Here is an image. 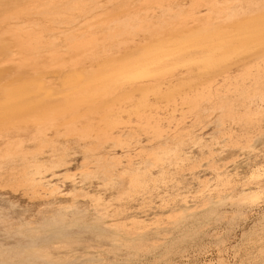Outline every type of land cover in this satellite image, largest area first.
<instances>
[{"label":"rangeland","instance_id":"rangeland-1","mask_svg":"<svg viewBox=\"0 0 264 264\" xmlns=\"http://www.w3.org/2000/svg\"><path fill=\"white\" fill-rule=\"evenodd\" d=\"M253 1L258 4L249 13L252 4L248 6ZM2 2L0 16L5 6L6 10L9 7L14 10L19 1L8 7ZM128 3V7L115 10L117 13L125 10L119 16L101 17L98 27H103V39L98 41L99 48L92 55L79 57L77 65L66 59L64 65L50 64L53 67L47 65L45 70L50 69L41 71L46 86L55 90L53 94L57 92L59 99L64 94L68 96L65 98H76L77 90L72 86L83 82L82 78L90 81L89 94L83 95H90L89 101L76 105L79 109L75 102H70L75 103L72 107L70 103L63 104L66 107L62 108L68 109L57 112V116L55 113L56 121L50 120L53 115L50 112L42 115L41 108L39 113L35 112L40 114L39 118L35 113H31L34 118L30 115L31 109L22 110L28 115L23 117L24 112L12 109L3 93V88L18 80V76L22 79L21 75L0 78V192L1 198L14 199L17 205V209L12 208L17 212L10 208L9 212L3 208V212L13 211L16 215L19 209L22 214L26 210L31 219L28 213L24 215L31 221L36 217L32 227L41 229L39 219L44 215L58 217L57 210L65 205L64 229L79 236L53 238L43 251L55 260L72 264H264V100L250 94L244 99L241 92V87L253 92L260 86L254 83V74L259 70L264 82V55L258 48L245 49L235 38L231 44L235 51L228 63L208 69L206 61L211 63L212 57L217 62L220 53L209 44L184 47L187 43H183L188 35L186 31L198 25H222L236 34L253 17L256 20L264 17V0H130ZM242 3L246 5L244 11H241ZM15 8L17 12L11 16H17L21 10ZM197 11L201 13L195 16L209 17L195 19L193 15ZM223 14H231L229 22ZM9 20L0 25L9 34L15 33L14 25L15 28L27 25L24 19L18 21L19 25L13 17ZM11 25L14 31H10ZM98 27L90 31L100 35ZM161 34L165 36L159 38ZM161 41L167 43L168 54L162 55L161 64L166 67L158 71L159 77L139 82L130 79L123 67L139 62L149 46ZM180 43L184 48L179 47ZM67 47L65 43L61 50L51 54L68 52ZM8 51L11 52L2 50L0 59L8 57ZM154 57L158 58L159 54ZM153 64L151 68L160 66L157 62ZM249 66L252 75L246 74ZM107 68H111L110 72ZM183 77L191 81L180 84ZM202 81L206 83L203 91ZM205 85L210 86L211 95ZM167 87L173 88V97L165 95ZM200 90L203 96L196 107L184 102L185 97ZM144 98L151 105L141 103ZM68 99H62L61 106ZM258 105L262 106V113L249 115ZM74 107L77 112L73 111ZM240 112H247L245 119H239ZM107 114L118 119L113 128L108 126ZM155 123L163 133L157 132ZM44 126L46 130L40 129ZM117 139L125 144H118ZM168 146L174 149L164 155V160L155 161L156 155L151 151ZM23 153L30 158L33 154L39 156L42 163L31 168L37 174L30 177L41 180L44 188H54L55 195L34 197L30 185L20 181L25 171ZM51 160L56 161L53 167L47 166ZM108 163L113 164L112 169ZM129 163L148 168L154 180L145 188L134 190L128 176L122 173ZM102 219L104 233L78 231ZM40 231L39 237L52 233ZM10 248L11 245H0V252L6 254ZM16 251L34 250H13L4 259L16 257Z\"/></svg>","mask_w":264,"mask_h":264},{"label":"bare ground","instance_id":"bare-ground-1","mask_svg":"<svg viewBox=\"0 0 264 264\" xmlns=\"http://www.w3.org/2000/svg\"><path fill=\"white\" fill-rule=\"evenodd\" d=\"M2 1L3 2L5 1L4 4ZM13 1L17 2V0H0V12H1V9H3V8H1L2 7L1 2H2L3 6L6 3L7 7H8V4H10V3L14 4ZM18 1H19L18 5H20V7L18 8L17 3L15 5V7H17L18 9L21 8V10L18 11V13L16 14L17 16H15V15L11 16L12 13L15 12L14 10L16 9L13 5L12 6L14 7V10H12L13 8H11V7L7 8V10H6V6L4 8V11L2 10L3 11L2 16L3 17L5 16L4 18L6 19V21H4V18L2 16H0V18H1L0 25L2 24V22H7L9 19H11V17L14 18L15 22H17L16 25L18 24V21L22 20V19H24L26 21V22L24 21L25 25L26 24L29 25V27L27 25L24 27V24L20 23V24H23V25H21V26H23L22 28L19 24L18 25L20 27L16 26L17 28H15V25H14L15 31L12 28V25H11L12 29L7 26L9 29H11L10 31L15 32V33L10 32V34L8 32L9 30L7 31V29H4L2 27L0 28V29H4L0 32V48H1V51L4 49H6V51H7V49L11 50V52L8 51V53H9L8 57H5V59H0V65H1L0 66V78H2V80H3V78L4 79L8 78L9 76H12L13 74L21 75V78H22V79H19L20 77L18 76L19 81L15 80L10 85L6 83L7 85L5 86V88H3L4 97H6V99L10 100L9 102L11 103L10 106L12 107V109L21 110L20 112H22V110H27V112L34 110V112H32V111L30 112V115H32L33 118L36 117L38 115L36 113H39L40 111H43L42 115H44V112L45 113L50 112L51 115L53 114L52 117L50 115V117H51L50 120H52L54 118L53 120L56 121L57 120L56 116L58 115V113H61V110L63 111L64 109H66V110L68 109V107L62 108V107H66V106H63V104L65 105V104L70 103V102H72V103L75 102V103H77V104L74 103L75 107H76V105L78 107L79 103L89 101L88 99L90 98V95L89 96L85 95L86 98L83 95L89 94V84H90L89 82L90 81L88 82L86 80L87 82H85V80H83L84 78H82L83 82H79L80 84H78V85H73L72 87L77 90V95H76V93H74L76 95V98H75V96L72 95L73 93H71V92H69V93H70V95H72L74 97V99L73 98H71V99L65 98L68 96H67V94L66 95L64 94V97L62 99L63 100L68 99L69 102L64 101V102H62V106H61V100L62 99H59L56 97L57 92L55 93L56 95L53 94V92H55V90H50L51 88L49 89L46 86V84H47V83H45L46 80L44 81V79H43L44 77L41 75V74H44L43 72H41L42 69L44 68L43 70H45V67L47 65L51 66L52 64H56V63L60 64V65L61 64L64 65L67 62L68 63L72 62L73 65H77L79 57L84 56L86 54L92 55L95 52V50L99 48L98 47L99 46L98 43L100 42L99 40L103 39V27H102V29L100 27H98L99 24L101 25V23L99 21L103 20V18L101 19V17H103V15L104 16L107 15L108 17H111V18H114L115 16L116 17L119 16V14H121L125 10H121L120 13L115 12V10L119 9V8L121 9L124 7H128L129 6L128 1L130 2V0H18ZM202 1H206V0H202ZM255 3L258 4L257 2L253 1L248 6V7H250L252 4L251 10H249V8H247V10H249L248 11L249 13L252 11H255V10H253L254 6L256 5ZM240 6H241V11H244L246 5L244 3H242ZM202 7H204V6H202ZM262 8H264V6ZM9 9L13 12L8 11ZM32 12H34L35 14L34 13L33 14L35 16L37 15L38 18L34 17ZM200 13H201V11L195 12L193 15L194 18L200 20V19H206L207 17H209L207 15L203 16V17H201V15L195 16L196 14H200ZM249 13H247V14H249ZM263 13H264V11H263ZM1 14H2V12H1ZM232 15H234V14H232ZM259 15H260V13H259ZM6 17L7 18L9 17L8 20ZM31 17H34V18L31 19ZM260 17L258 18L259 20L258 19L256 20V18H257L256 16L253 17V19H255L257 22L254 20L255 22L253 23V19H252V21H250L252 23L247 22V24L244 27H241L239 29V31L234 35H233V33L231 34V32L227 31L224 28V26H222V25L209 26V27L204 26V25H198V26L191 28V29L186 31L188 35L184 36L183 43H187L188 45L186 44L184 47H186V46H188V47L189 46H193V47L199 46L200 47L201 45H208L209 44L211 49H215V51H218L220 53V56H219V59L217 62L212 57H210L211 63H208L206 61L205 67L208 69H210L209 66H213V67H215L216 65L222 66V65H226L228 63V61L231 59V55L235 51L231 46L232 40L235 38L239 39L242 42V45L245 49L250 50V49H257L258 48L261 50V53L264 55V17H261V18ZM232 18L235 19V17H232ZM132 19H133V17H132ZM132 19H130V21ZM224 19L229 22V20L231 19V14L230 15H224ZM137 20H138V17H137ZM12 21H13V19H12ZM234 21H231V23ZM239 21L240 20L238 19L237 22H239ZM8 22H10V20ZM5 24H7V23H5ZM250 24L251 25L253 24V26H250ZM3 25H4V23H3ZM95 26L98 27V29H99V31H101L102 35H101V33H100V35L99 34L97 35V34L92 33L90 31ZM119 26H121V25H119ZM16 29H17V32H16ZM169 30L171 31V29H169ZM99 36H101V37H99ZM163 36H165V35L161 34L159 36V38H161ZM210 39H212V42ZM171 40L174 41V39H171ZM65 43H67V45H68V47H67L69 50L68 52H63V53L58 52L55 54H51V52H53V51L61 50L60 47L65 45ZM179 47L184 48L181 43H180ZM167 49H168V45L164 41H161V44H153V45L149 46L144 51V53H143V51H141V53H143V56L139 62H134V63L131 62L128 66L123 67L124 70L126 69V71L124 73H127L130 79H135L137 81L138 80H145L148 78H151V79L152 78H158L159 76H156V75L159 72H161V70L163 68L166 67V66H163L161 64V59H162V55L168 54ZM260 50H259V52H260ZM180 51H181V49H180ZM1 53H0V55H1ZM155 54H159V57L158 58L154 57ZM2 55H3V53H2ZM66 59H69L70 61H67ZM213 61H215V62H213ZM124 62H126V61H124ZM155 62L160 63L159 64L160 66L158 68H151V64L152 63L155 64ZM51 67H53V66H51ZM113 67H115V66H113ZM250 68L251 67L249 66L248 67L249 70L246 72L247 75H252V70ZM49 69H50L49 67L46 68L45 72ZM110 70H111V68L108 69L109 72H110ZM38 72H40V74ZM34 73H36V74H34ZM113 73L114 72H113V68H112V72L110 74L112 75ZM107 74H109V73H107ZM26 75L27 76L30 75V76L27 77ZM160 76H162V74ZM254 77H255L254 83L259 84L260 86L257 87L256 89H254L253 92L248 91L247 88L241 87V89L243 90V91H241L242 96H244V99H245L248 97L249 94L251 96L258 95L260 97L259 99L264 100V97H263V94H264V84L263 83L264 82H262L263 74L259 70V71H257V73L254 74ZM15 78H16V76H15ZM99 78L100 77L97 78L98 79L97 81H99L101 79V78L100 79ZM10 80H11V78H10ZM110 80H112V79H110ZM115 80H118V76L115 77ZM185 80H190V79H186V78L184 79V77H183L182 79L179 80V83L180 84H181V82L184 83ZM179 83H178V85H179ZM1 84L2 83H0V85ZM200 84L202 86L201 90L203 91V84H206V83L204 81H202V83H200ZM48 85H49V83H48ZM106 85H107V83H106ZM119 85H121V84H119ZM52 89H55V87L53 86ZM205 89H207L209 91L208 95L212 94V92L210 90V86L205 85ZM42 90H46V93H41ZM57 91H58V89H57ZM202 91L198 92L197 94H195L193 96H189L188 98L185 97L184 102L186 104L188 103L191 107H196L198 105L200 98L203 96ZM48 92H50V93H48ZM157 92H160V91H157ZM165 92H166L165 95L167 97H173V88L167 87ZM70 95H69V97H72ZM79 95H81L83 97H81ZM48 97H50L52 99H50V98L48 99ZM46 99H48L50 101H47ZM3 100H5V99H3ZM146 102H147V98H144L141 103H146ZM0 103H1V101H0ZM72 103H70L71 107L74 106V104H72ZM58 104H59V107H58ZM149 105H151V104L149 102H147V106H149ZM71 107L69 108L70 110H71ZM40 108H41V110H40ZM43 108L46 111H44ZM76 108L73 111L77 112V109H79V108H77V109ZM229 110L232 111L230 108H229ZM262 110H263L262 106L258 105V107L255 110H252L253 113L250 112L251 114H249V115H252V114L254 115L257 113L260 114V113H262ZM5 111L6 110L4 109V112ZM37 111H39V112H37ZM26 113L25 112L23 113V117L26 116V118H27L28 115H26ZM31 113H35L36 116H34V114H31ZM55 113H56V116L54 115ZM7 114H8V112H7ZM224 114H225V112H224ZM226 114H227V112H226ZM245 114H247V112L244 114L241 113L237 116L241 120V119H245L243 117ZM21 115L19 114L20 117H22ZM39 115L36 118H39ZM46 115H49V113L45 114V116ZM109 117H110V119L108 120L109 121L108 126L113 128L114 124L119 123L118 119L113 118V117H111V115L109 116L107 114L106 118H109ZM228 117H229V115H228ZM245 117H246V115H245ZM45 118H48V117H45ZM247 118H249V117H247ZM19 119L22 120V118H19ZM23 119H25V118H23ZM39 124H40V122H39ZM52 124H54L53 121H52ZM155 124H156L155 129L157 130V132L160 134L163 133L161 126L158 123H155ZM69 125L72 126L71 123H69L67 127H69ZM40 129L46 130V126H44L43 128H40ZM39 132L44 133L45 131H39ZM116 141L120 145L125 144V142L123 140L117 139ZM173 149H174V147L171 148L168 146V147L161 148L158 151H151V152H152V154L156 155V159H154V160L160 161V160H164L166 158V157H164V155L169 154ZM26 155L24 153L22 154V159L25 161V171H24V174L21 177L20 181H23L24 183H27L28 185H30L31 189H33L32 194L35 193L34 197L35 196H38V197L41 196V197L45 198L48 196L52 197L53 195H55L56 190L54 188L51 190H50V188H44L41 180H36L35 177H33V179H31L30 176H34L35 174H37V172H34L31 168L32 167H40V165H41L40 163H42V162L40 161L39 156L36 154H33L34 156L32 155L33 158L27 157L28 155L27 156ZM30 159H31V161H29ZM184 159H186V157ZM53 163H56V161L51 160L49 162V164H47V166L53 167L54 166ZM143 163H144V161H143ZM107 166L112 169L113 164L108 163ZM122 173L126 174L128 176L129 184L132 186V188L134 190L143 189L147 186L149 181L154 180L153 177L150 178V173H149L148 168L142 169V168H140V166L134 165L133 163H129L128 168L123 170ZM41 189H43V190L41 191ZM44 189H46V190H44ZM0 190H2L1 187H0ZM3 190H4V188H3ZM33 191H34V193H33ZM1 194L2 193L0 192V245L1 246L4 244L11 245V248L9 250L7 249L6 254L4 252H0V264H72L70 261H69L70 263H68V262H63L61 260H55L47 252L43 251L46 248V246L48 245V243L51 241V239H53V238H60V239L64 240L65 238L79 236V234L74 233L75 231L70 232V231H66V229H64V227H66V222H64V220H65L63 218L64 211L62 208L65 205H62L57 210L56 213H57L58 217L45 218V215H44L43 218L41 217L39 219V221H41V227L42 228L39 229L38 227H35V226L33 228L32 226L36 222V217H35V219H33V221H31L30 220L31 214L29 215V213L27 212L29 215V218H30L29 219V218H27L26 215H24V213L27 214L25 212L26 210H24V213L22 214V212H20V209H19L18 214L13 215L12 213H13V211H15L13 209H17V208H15V207H17L16 202H15L16 200L13 199L14 200L13 201V200H10V199L5 198V197L1 198ZM255 195H257V194H255ZM5 204H8L9 206L5 205ZM41 204H44V202ZM33 205L34 204H32V206ZM35 207H36V204H35ZM3 208L4 209L8 208L6 210V212L9 210V208L10 209L13 208L12 209L13 211H12V213L7 214V213L3 212ZM22 209H24V208H22ZM31 209H29V210H31ZM37 210H35V211L37 212ZM15 212H17V211H15ZM14 220H16V221H14ZM77 226H82V225L79 224ZM105 228H106V225H105ZM12 229L15 230V233L11 234L10 230H12ZM40 230H43V232H45V233H47L49 230H51L52 233H48V234L44 235L43 237L42 236L39 237V234L41 233ZM72 230H73V228H71V231ZM86 230L90 231V234L102 233L105 230L103 228V219L101 221H97L94 224H87L84 227V229H83V227L78 229V231H85V232H86ZM15 247H17V249ZM25 248H32L34 251L32 253H30L29 251H26V252L16 251V252H14L16 254V257H12V259H9V260L4 259V257L6 255L12 254L9 252H11L13 250H23ZM4 250H5V248H4Z\"/></svg>","mask_w":264,"mask_h":264}]
</instances>
